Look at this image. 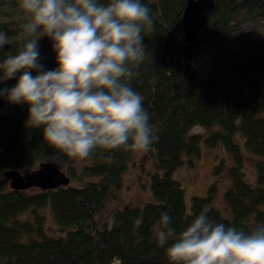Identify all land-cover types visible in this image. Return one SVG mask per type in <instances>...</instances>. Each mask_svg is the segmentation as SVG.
Here are the masks:
<instances>
[{
    "label": "trees",
    "instance_id": "obj_1",
    "mask_svg": "<svg viewBox=\"0 0 264 264\" xmlns=\"http://www.w3.org/2000/svg\"><path fill=\"white\" fill-rule=\"evenodd\" d=\"M142 2L154 18L155 32L144 39L154 64L146 59L132 85L143 95L159 136L149 150L157 162L150 175L155 199L142 206L117 207L110 223L97 220L108 202L119 198L132 158V151L123 149L97 150L88 160L64 169L69 185L33 192L13 189L3 172L32 170L49 160L52 150L41 144V129L25 127L28 106L8 105L0 112V264H169L154 236L164 211L177 232L205 206L213 221L226 226L248 232L264 225V36L237 35L244 22L264 21V0H215L208 22L193 41L183 39L187 0ZM24 22L19 0H0V31L10 38L0 62L18 50L16 36ZM15 83L13 78L6 84ZM195 125L214 130L206 136L190 133ZM238 134L244 137L245 149L258 156L255 184L245 179V152ZM202 139L210 146L222 144L232 159L228 165L222 157L214 170H226L231 179L224 194L227 216L213 205L216 181L205 195L192 194L188 207L186 189L174 177L179 167H193ZM46 210L60 234L48 232Z\"/></svg>",
    "mask_w": 264,
    "mask_h": 264
},
{
    "label": "clouds",
    "instance_id": "obj_2",
    "mask_svg": "<svg viewBox=\"0 0 264 264\" xmlns=\"http://www.w3.org/2000/svg\"><path fill=\"white\" fill-rule=\"evenodd\" d=\"M19 8V48L0 62V84L16 83L0 87V97L28 106L25 127L42 130L49 163L67 169L97 150L149 151L159 136L132 82L146 59L154 64L144 43L155 32L150 7L142 0H19ZM44 38L55 53L53 69L42 63ZM9 43L0 31V54ZM209 211L205 206L180 232L161 212L154 236L169 264H264V225L245 232L213 221Z\"/></svg>",
    "mask_w": 264,
    "mask_h": 264
},
{
    "label": "rangeland",
    "instance_id": "obj_3",
    "mask_svg": "<svg viewBox=\"0 0 264 264\" xmlns=\"http://www.w3.org/2000/svg\"><path fill=\"white\" fill-rule=\"evenodd\" d=\"M264 21L256 23L252 21L244 22L238 30L237 35L243 39H256L258 36H264ZM10 105L6 100L5 104L0 107V112H4L7 106ZM218 128V126H216ZM211 130L202 126H194L190 133H199L202 136L209 135ZM242 142V147L245 152L244 171L245 179L255 184L256 182V159L257 155L249 152L244 146V137L241 134L237 135ZM201 155L194 158L193 167L183 165L174 172V177L178 179L186 189V202L190 207L191 195H205L210 184L213 181L217 182L218 189L213 201V205L220 208L227 215L230 214L228 205L225 201V190L231 185V179L226 170L222 172H214L216 164L218 165L222 157H226L228 165L232 163L229 152L222 144L217 147L210 146L202 139L200 144ZM223 155V156H222ZM226 169L228 168L225 167ZM35 169V168H34ZM157 169V162L152 152H132V158L128 168L123 175V186L118 191L119 198L111 200L107 206L97 215L99 222L112 221L111 216L114 209L123 207L126 204L142 206L149 201H153L154 195L150 188L151 172ZM64 170V169H63ZM4 174V172H3ZM38 187L30 188V191H37ZM46 228L48 232L58 235L62 232L59 225L56 223L49 210H46ZM224 214V215H225Z\"/></svg>",
    "mask_w": 264,
    "mask_h": 264
},
{
    "label": "water",
    "instance_id": "obj_4",
    "mask_svg": "<svg viewBox=\"0 0 264 264\" xmlns=\"http://www.w3.org/2000/svg\"><path fill=\"white\" fill-rule=\"evenodd\" d=\"M214 6L215 0H187L183 13V39L185 41L195 39L208 22ZM4 47L6 51L9 44ZM40 54L46 69L56 67L55 53L52 51L51 41L47 38L42 39L40 42ZM4 176L9 180L10 186L16 190H27L33 187L55 189L69 185L71 182L65 170L49 163V160L39 162L35 169L28 171L7 169L4 171Z\"/></svg>",
    "mask_w": 264,
    "mask_h": 264
},
{
    "label": "flooded vegetation",
    "instance_id": "obj_5",
    "mask_svg": "<svg viewBox=\"0 0 264 264\" xmlns=\"http://www.w3.org/2000/svg\"><path fill=\"white\" fill-rule=\"evenodd\" d=\"M6 83H7V82H5V84H0V87H4V86L9 87ZM9 88H10V87H9ZM0 101H3L4 104H5V99H3L2 97H0Z\"/></svg>",
    "mask_w": 264,
    "mask_h": 264
}]
</instances>
